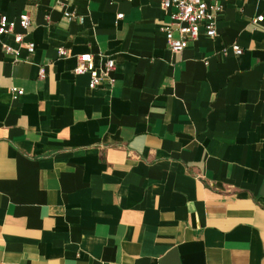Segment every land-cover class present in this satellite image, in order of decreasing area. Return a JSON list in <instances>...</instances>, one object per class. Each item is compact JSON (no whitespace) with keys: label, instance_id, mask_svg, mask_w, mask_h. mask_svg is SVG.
Wrapping results in <instances>:
<instances>
[{"label":"crops","instance_id":"obj_1","mask_svg":"<svg viewBox=\"0 0 264 264\" xmlns=\"http://www.w3.org/2000/svg\"><path fill=\"white\" fill-rule=\"evenodd\" d=\"M207 1L172 53L156 0H0V264H264V0Z\"/></svg>","mask_w":264,"mask_h":264},{"label":"built area","instance_id":"obj_2","mask_svg":"<svg viewBox=\"0 0 264 264\" xmlns=\"http://www.w3.org/2000/svg\"><path fill=\"white\" fill-rule=\"evenodd\" d=\"M63 0H59L62 3ZM159 2L163 13H169L170 22L163 27L162 31L165 35L167 45L172 53H180L189 42L197 39L200 28H204L207 37L213 38L216 35L215 23L217 17L222 12V6L217 3H210L207 0H156ZM66 20H71L72 15L65 13ZM122 15H118L117 19H121ZM262 21V17H257L254 22ZM18 24L23 31H27L30 27V18L27 14H22L18 18ZM15 22L9 20L5 16H0V39L6 35H12L16 44L23 46L28 53L34 52V44L31 42L24 43L23 35L14 33ZM178 33V38L173 37V33ZM7 53L12 50L4 46ZM236 54H240L237 50ZM59 56L65 57L64 49L59 50ZM115 68V63L111 59L104 61L97 73L93 65V57L90 54H83L77 57V65L74 69L76 76L89 74L88 88L95 90L99 87L101 81L106 79L109 85L113 84L110 74ZM43 76V71H41ZM12 92L21 95L22 92L17 89H11Z\"/></svg>","mask_w":264,"mask_h":264}]
</instances>
